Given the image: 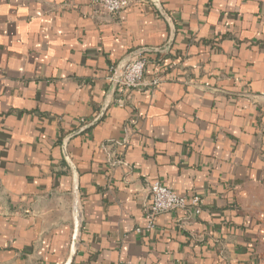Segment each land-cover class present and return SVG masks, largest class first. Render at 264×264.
Here are the masks:
<instances>
[{
    "label": "crops",
    "instance_id": "1",
    "mask_svg": "<svg viewBox=\"0 0 264 264\" xmlns=\"http://www.w3.org/2000/svg\"><path fill=\"white\" fill-rule=\"evenodd\" d=\"M93 1L0 0V264H264V0H158V91L114 92L68 165L110 71L170 32L149 0L96 17ZM155 181L200 213L145 231Z\"/></svg>",
    "mask_w": 264,
    "mask_h": 264
},
{
    "label": "built area",
    "instance_id": "2",
    "mask_svg": "<svg viewBox=\"0 0 264 264\" xmlns=\"http://www.w3.org/2000/svg\"><path fill=\"white\" fill-rule=\"evenodd\" d=\"M142 4L143 0H96L92 3V16H117L122 11L128 9L131 5ZM150 3V0H149ZM151 4V3H150ZM147 59L142 55L133 58L119 73L116 81L115 95L112 102L119 107L123 106L124 94L132 90H146L151 95H154L161 84V79L146 78L145 71ZM115 69V68H114ZM114 69L110 71L107 80L113 81ZM114 149L113 155H118ZM149 203L147 204L145 213V231H152L155 227L156 217L162 213L173 212L177 210L191 209L194 214L200 213V200L198 196H181L176 194L172 189L163 186L160 182L155 181L147 188ZM74 220L78 224L79 212L78 203L74 201ZM140 232L139 230H136Z\"/></svg>",
    "mask_w": 264,
    "mask_h": 264
},
{
    "label": "water",
    "instance_id": "3",
    "mask_svg": "<svg viewBox=\"0 0 264 264\" xmlns=\"http://www.w3.org/2000/svg\"><path fill=\"white\" fill-rule=\"evenodd\" d=\"M150 3L152 4V6L154 7V9L157 11V13L161 16V18L167 23L168 27H169V35L167 38L166 43L158 49H149V48H144V49H139L136 50L134 52H131L130 54L126 55L124 58H122V60L116 65L115 69H114V75H113V81L110 83V87L105 95L104 101L102 103L101 109L98 113V115L95 117V119L88 124L86 127H83L82 129L78 130L77 132L70 134L69 136H67L61 146L62 149V154H63V158L65 160V162L70 165V161L66 152V143L67 140L69 138H71L72 136L80 133L81 131L94 126L98 121L101 120V118L103 117L106 109L108 108L111 98L115 92L116 89V81L118 79V75L119 73L125 68V66L129 63V61L133 58V57H138V56H142L144 54H149V53H157L160 55H166L169 53L170 48L173 44V40H174V24L173 21L171 20V18L166 14V12H164V10L162 9V7L159 4L158 0H150ZM74 231H76V227L74 228ZM71 258V257H70ZM71 259H69L66 264H70Z\"/></svg>",
    "mask_w": 264,
    "mask_h": 264
}]
</instances>
